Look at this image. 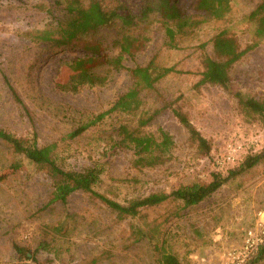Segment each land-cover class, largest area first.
Listing matches in <instances>:
<instances>
[{
  "label": "rangeland",
  "instance_id": "374dc122",
  "mask_svg": "<svg viewBox=\"0 0 264 264\" xmlns=\"http://www.w3.org/2000/svg\"><path fill=\"white\" fill-rule=\"evenodd\" d=\"M68 1L72 0H0L1 129L22 138L35 134L39 146L54 144L57 162L66 170L100 164L103 171L96 191L120 204L193 182L207 184L214 171L225 175L247 153L264 148V122L243 111L230 92L199 85L203 51L212 56V38L227 30L240 50H246L230 69L233 91L264 102V38L253 37L246 18L260 0H232L226 19L207 20L193 37L182 41L179 50L162 46V31L155 24L147 48L125 63L131 68L155 57L160 66L174 69L155 84V91L141 94L144 108L158 111L145 132L157 134L162 129L174 141L170 159L142 170L132 167L131 150L117 147L116 129L133 123L127 116L112 114L81 136L68 137L108 110L131 85L128 74L121 72L111 73L104 86L76 93L58 88L67 77L63 61L84 50L49 49L28 35L63 19ZM117 1L135 11L141 0H104V6L115 8ZM115 35L113 29H104L94 39L105 47ZM5 79L28 112L11 100ZM175 109L184 112L210 143L209 156L197 154L172 114ZM12 159L0 145L1 172ZM22 164L15 172L4 171L8 173L0 182V264H33L18 261L13 245L37 249L42 233L56 226H62V236L48 238L50 248L38 250L39 264H161L165 253L180 264H221L227 252L242 245L244 232L253 227L264 206V160L198 205L167 201L123 218L82 192L73 193L65 204L48 205L50 179L34 165L24 160ZM251 264H264V258Z\"/></svg>",
  "mask_w": 264,
  "mask_h": 264
},
{
  "label": "trees",
  "instance_id": "16d2710c",
  "mask_svg": "<svg viewBox=\"0 0 264 264\" xmlns=\"http://www.w3.org/2000/svg\"><path fill=\"white\" fill-rule=\"evenodd\" d=\"M82 1H68L63 10V19L55 21L50 28L29 33L30 40L46 44L53 50L80 47L84 50L82 55L63 61V67H68L66 81L58 86L63 92L76 93L84 87L104 86L111 73L126 72L131 85L125 93L117 97L108 110L79 125L68 137H79L112 114H121L129 117L133 123L131 126L119 125L116 129L115 137L120 139L117 147L131 150V165L134 169H152L160 166L170 159L174 141L172 136L162 129L158 130L157 134L145 132V128L154 120L158 111L146 110L141 94L155 91V84L172 74L174 69L160 66L155 57L145 65L135 64L131 68H127L125 63L134 60L147 48L151 42L148 33L155 24L158 25L157 29L162 31V46L168 50H179L182 41L193 37L207 20L226 19L231 13L232 0H141L135 11L125 2L117 1L115 8L108 9L104 6V0H91L87 5ZM246 18L252 25L253 37L263 39L264 0H260ZM104 29H113L116 35L107 46L102 47L94 37ZM245 52L246 50H240L238 42L227 30L217 33L212 38V56L203 51L200 57L202 72L199 85L218 86L230 92L243 111L264 122V102L243 97L240 92L233 91L230 69ZM5 83L11 100L22 111L28 112L13 86L6 79ZM172 114L185 129L197 154L201 157L209 156L210 143L191 124L187 115L178 109L173 110ZM0 145L13 156L4 171H17L24 160L46 173L51 181L48 205L65 204L73 193L82 192L98 200L119 218L135 217L139 210L167 201L181 202L185 207L198 205L219 191L228 181L264 160L263 148L256 154L247 153L236 165L227 168L225 175L214 171L207 184L193 182L173 188L169 193H150L126 204H120L96 191L103 171L98 163L81 170H66L57 162L54 153L56 146H39L35 134L30 138H22L0 128ZM4 171H0V182L5 177L4 174L8 173ZM60 235L62 236V226L47 227V231L42 233L43 241L37 249L13 245L16 259L20 262L39 264L38 250H48V238H57L55 236ZM263 254L264 248L255 257L256 261L262 260ZM160 261L161 264H180L179 260L169 253L162 254Z\"/></svg>",
  "mask_w": 264,
  "mask_h": 264
},
{
  "label": "built area",
  "instance_id": "2783aa9c",
  "mask_svg": "<svg viewBox=\"0 0 264 264\" xmlns=\"http://www.w3.org/2000/svg\"><path fill=\"white\" fill-rule=\"evenodd\" d=\"M230 147V146H229ZM231 148V147H230ZM240 146L234 147V150ZM233 160L234 158H228ZM242 245L226 253L221 264H250L264 248V206L253 227L244 232Z\"/></svg>",
  "mask_w": 264,
  "mask_h": 264
}]
</instances>
